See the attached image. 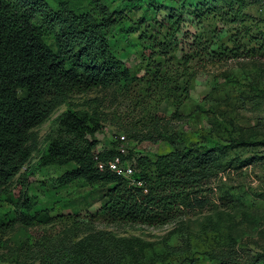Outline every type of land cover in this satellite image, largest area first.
I'll list each match as a JSON object with an SVG mask.
<instances>
[{
  "label": "trees",
  "instance_id": "obj_1",
  "mask_svg": "<svg viewBox=\"0 0 264 264\" xmlns=\"http://www.w3.org/2000/svg\"><path fill=\"white\" fill-rule=\"evenodd\" d=\"M51 1L0 0V197L10 192L15 177L39 150L32 129L65 105L53 138L40 150L35 170L70 165L55 178L57 185L65 187L83 180L101 186L98 211L114 221L162 226L186 211L204 209L209 203L204 191L218 170L216 154L264 146V139L220 142L206 138L153 157L128 150L122 158L133 166L130 176L117 175L107 168L100 170L97 161L115 156L118 141L108 150L95 152L97 141L93 136L102 128L101 116L96 109L77 108L71 99L93 88L128 86L138 77L113 49L111 32L119 21L115 10L101 0ZM213 1L203 0L191 9L169 12L152 25L147 23L137 35L153 80L171 81L165 65L155 58L172 62L179 57L187 67L196 57L220 60L264 53V28L253 31V26L245 22V0H232L226 10L213 5ZM186 16L200 25L229 21L235 31L226 34L228 30L220 26L212 29L217 30L215 34H183L184 40L178 39ZM239 22L243 26L238 28ZM222 35L227 36L230 46L222 44ZM188 85L187 78L182 86L184 97L179 94L175 99L176 110L187 97ZM170 89L179 90L180 86ZM55 202L42 203L35 193L24 190L14 208L0 212V236L12 230L16 222L26 227L48 223ZM137 252L101 231L73 242L62 238L38 264H127L137 258ZM262 259V254L249 261L230 252L217 256L219 264H259Z\"/></svg>",
  "mask_w": 264,
  "mask_h": 264
},
{
  "label": "rangeland",
  "instance_id": "obj_2",
  "mask_svg": "<svg viewBox=\"0 0 264 264\" xmlns=\"http://www.w3.org/2000/svg\"><path fill=\"white\" fill-rule=\"evenodd\" d=\"M101 1L115 10L119 20L111 32L115 54L138 80L128 86L93 88L72 97L77 108L96 109L101 116L102 128L93 136L97 141L95 152L108 150L118 134L126 137L127 151L152 157L206 138L220 142L264 139V53L220 60L196 57L187 67L179 57L172 62L155 58L161 60L171 77L167 83L153 80V73L146 69L147 58L137 42L144 26L169 12L191 9L203 0ZM231 1L214 0L213 5L226 10ZM244 2L245 22L253 26V31L264 28V0ZM185 18L178 39L183 34H215L217 30L212 29L220 26L228 30L226 34L235 31L229 21H205L200 25L190 16ZM236 26L243 25L239 22ZM221 40L224 46H230L226 35ZM187 78V97L176 110L175 99L179 94L184 97L182 86ZM176 84L179 90L170 89ZM65 108L60 106L49 120L32 129L39 150L15 177L10 192L0 197V212L14 208L24 190L35 193L42 203L56 201L50 213L52 220L30 227L16 222L12 230L0 236V264H38L62 238L73 242L101 231L138 251L137 258L127 264H219L220 252L247 261L262 254L259 264H264V146L216 154L218 170L204 191L209 198L204 209L186 211L162 226L114 221L98 211L101 186L83 180L65 187L57 185L55 178L70 165L34 169L40 150L53 138L57 118Z\"/></svg>",
  "mask_w": 264,
  "mask_h": 264
},
{
  "label": "built area",
  "instance_id": "obj_3",
  "mask_svg": "<svg viewBox=\"0 0 264 264\" xmlns=\"http://www.w3.org/2000/svg\"><path fill=\"white\" fill-rule=\"evenodd\" d=\"M118 153L105 161L98 160L97 166L100 170L107 168L109 171L124 177H128L133 172V166L130 161L122 157L127 153L126 137L123 134H118Z\"/></svg>",
  "mask_w": 264,
  "mask_h": 264
}]
</instances>
